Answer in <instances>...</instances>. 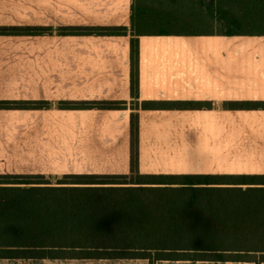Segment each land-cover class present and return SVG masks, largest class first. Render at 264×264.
I'll return each instance as SVG.
<instances>
[{
  "label": "crops",
  "instance_id": "0c3cea01",
  "mask_svg": "<svg viewBox=\"0 0 264 264\" xmlns=\"http://www.w3.org/2000/svg\"><path fill=\"white\" fill-rule=\"evenodd\" d=\"M131 4L0 0V27L53 30L52 35L0 36V102L41 105L0 110V175H127L132 113L138 117L141 175H264V35L213 33L224 31V22L220 13L207 11L206 0L164 2L174 18L169 29L198 33L139 37L138 107L132 110L130 37L56 33L67 27L129 29ZM85 102H125L126 109L63 105ZM177 102L188 107L163 106ZM142 103L158 106L144 109ZM127 221L131 238L137 231L146 237L145 216L140 224L131 215ZM173 249L161 239L160 251ZM78 261L149 264L146 259Z\"/></svg>",
  "mask_w": 264,
  "mask_h": 264
},
{
  "label": "trees",
  "instance_id": "16d2710c",
  "mask_svg": "<svg viewBox=\"0 0 264 264\" xmlns=\"http://www.w3.org/2000/svg\"><path fill=\"white\" fill-rule=\"evenodd\" d=\"M187 0H184L186 2ZM210 13H220L224 36L264 35V0H206ZM164 2L170 6L181 0H132L131 25L114 28L67 27L56 30L60 36H129L131 107L136 110L139 82V45L141 36H185L194 31L172 30L174 21ZM223 5V10L218 9ZM226 8V9H225ZM222 13V14H221ZM50 28L0 27V36L52 35ZM135 103V104H133ZM65 108L122 110L125 102H85L63 104ZM158 104L142 103L141 108ZM185 109L188 103L163 106ZM41 107L28 102H0V110ZM138 117L130 120V172L127 175H0V199H76L84 202L124 205L122 228L127 239H139L125 249L63 250L0 248V260H81L146 259L157 261H213L264 264V175L202 176L141 175L138 172ZM52 180L55 182L52 183ZM101 216H110L102 208ZM96 212H94L95 214ZM134 216L146 217V237L134 232ZM118 218V217H117ZM119 219V218H118ZM116 219L109 224H115ZM135 225V223L133 224ZM115 228V227H114ZM114 228H109L113 233ZM162 234V237H161ZM173 244L170 252L161 250ZM141 249L143 251H141Z\"/></svg>",
  "mask_w": 264,
  "mask_h": 264
},
{
  "label": "rangeland",
  "instance_id": "374dc122",
  "mask_svg": "<svg viewBox=\"0 0 264 264\" xmlns=\"http://www.w3.org/2000/svg\"><path fill=\"white\" fill-rule=\"evenodd\" d=\"M212 32L221 34L223 30ZM102 208L109 210L110 216H101ZM123 210L124 205L86 203L76 199H0V248L123 250L139 240L125 238ZM113 219H116L115 224H109ZM110 227H115L113 233H109ZM0 264L84 263L19 259L0 260Z\"/></svg>",
  "mask_w": 264,
  "mask_h": 264
}]
</instances>
